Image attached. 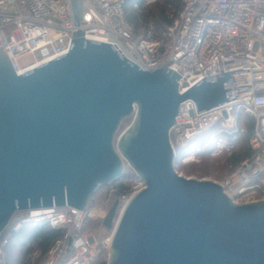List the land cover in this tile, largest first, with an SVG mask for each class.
Instances as JSON below:
<instances>
[{"label":"water","instance_id":"95a60500","mask_svg":"<svg viewBox=\"0 0 264 264\" xmlns=\"http://www.w3.org/2000/svg\"><path fill=\"white\" fill-rule=\"evenodd\" d=\"M70 5L79 24L82 0ZM166 65L141 70L80 30L67 53L20 75L0 48V234L18 211H84L125 162L143 187L103 218L107 264H264V198L235 203L219 182L174 168L169 132L180 103L199 113L234 99L231 73L179 93Z\"/></svg>","mask_w":264,"mask_h":264},{"label":"built area","instance_id":"2783aa9c","mask_svg":"<svg viewBox=\"0 0 264 264\" xmlns=\"http://www.w3.org/2000/svg\"><path fill=\"white\" fill-rule=\"evenodd\" d=\"M180 1L177 16L154 36L151 25L143 34L134 33L125 19L124 0H82L79 24L73 19L70 0H0V48L20 75L67 53L71 33L80 30L85 39L110 44L141 70L153 71L171 61L166 67L180 76L179 93L203 77L230 71L234 99L199 113L193 101L180 103L169 132L174 168L198 163L206 150L230 152L244 132L239 126L242 116L247 117L252 123L251 154L219 183L235 203L262 199L264 0ZM154 2L144 0V5ZM142 187L139 179L135 189ZM89 217L86 209L67 205L16 212L0 234V264L11 235L24 225L62 230L43 264H93L107 252L111 231L99 241L86 236L83 227Z\"/></svg>","mask_w":264,"mask_h":264},{"label":"rangeland","instance_id":"374dc122","mask_svg":"<svg viewBox=\"0 0 264 264\" xmlns=\"http://www.w3.org/2000/svg\"><path fill=\"white\" fill-rule=\"evenodd\" d=\"M144 9L140 10L143 14H148L151 17L158 18L160 12V3L155 2L150 5H144ZM171 11L173 8L170 9ZM170 11V12H171ZM140 24L137 34L145 33L148 26H154L153 21L150 19L146 24L143 23L142 19H138ZM133 116H128L122 119L119 128L115 134V139L122 133L132 122ZM240 122L241 125L245 124ZM249 147L248 139L245 137H240V140L236 143L233 149L230 152H222L219 154H212L211 150H206L201 156V159L198 163H192L188 165L176 164L175 170L178 174L185 177H193L196 179H209L216 182L224 181L232 171H234L235 166L232 162L236 158L237 154L243 153ZM193 148L188 149L192 151ZM123 176L117 181L111 182L99 188L95 194L89 199L88 206L86 211L89 212L90 217L87 218L85 225L83 227V233L92 238L94 241H99L103 237L108 236L110 229H107L103 226L102 221L107 211L112 206L115 200H119V207L116 210V214L121 208V205L125 203L128 197L136 191L135 186L139 182V178L135 175L132 169L128 166L127 163L123 164ZM119 184H124L125 187L130 190L127 194L118 196L116 194V188ZM122 196H125V199H122ZM243 203V202H239ZM19 232L14 233L11 243L4 252V264H43L47 257V253L38 252L39 248L35 243L30 244V248H33L28 254L25 253L27 246L19 244ZM16 237V238H15ZM15 238V239H14ZM34 252H38L37 255H33ZM108 254L107 252H102L93 263L107 264Z\"/></svg>","mask_w":264,"mask_h":264},{"label":"trees","instance_id":"16d2710c","mask_svg":"<svg viewBox=\"0 0 264 264\" xmlns=\"http://www.w3.org/2000/svg\"><path fill=\"white\" fill-rule=\"evenodd\" d=\"M157 2V0H156ZM160 3V12L158 18H154L149 16L148 14H143L140 10L144 9V0H124V13H125V19L128 23L132 26L134 33L137 34L140 24L138 23V19H142L143 23L147 25L149 20L151 19L153 21V31L154 36H158L166 26H168L172 20L177 16L180 8H181V1L180 0H158ZM173 8L171 11L170 9ZM171 11V12H170ZM242 116V115H241ZM240 116V117H241ZM243 117V123L244 119L245 124L241 125L239 123V126L244 128V132L240 133L237 136V139L234 143V146L236 143L240 140V137H245V139L249 137L251 133L252 123L251 119L247 117ZM241 121V122H242ZM233 146V147H234ZM204 153V152H203ZM202 153V154H203ZM251 154L250 147H247V150H245L241 154H237L236 158L233 160L232 164L235 166V168L238 166L239 162L249 156ZM235 170V169H234ZM233 172V171H232ZM231 172V173H232ZM117 181V180H115ZM130 190H128L124 184H119L116 188V194L118 196L127 194ZM19 236V244L26 245L27 248L25 250V253L28 254L33 248H30V244L35 243L37 247L39 248L38 252H43L44 254L47 253L49 247L52 245V243L61 237L62 230L61 229H53L48 226H40V227H31L29 225H24L19 229V232L17 234ZM14 233L11 235L8 244L4 248V252L6 251L7 247L11 243V239L13 238ZM16 238V237H15ZM14 238V239H15ZM104 262H101L103 264ZM95 264V263H93Z\"/></svg>","mask_w":264,"mask_h":264},{"label":"bare ground","instance_id":"6f19581e","mask_svg":"<svg viewBox=\"0 0 264 264\" xmlns=\"http://www.w3.org/2000/svg\"><path fill=\"white\" fill-rule=\"evenodd\" d=\"M127 200H128V199H127ZM127 200H126V201H127ZM126 201H125V202H126ZM124 204H125V203H124ZM122 206H123V205H122ZM110 235H111V234H110Z\"/></svg>","mask_w":264,"mask_h":264}]
</instances>
